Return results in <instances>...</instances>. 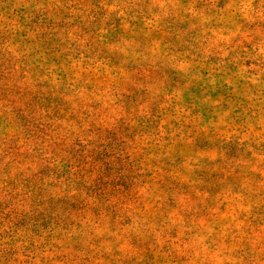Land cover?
I'll list each match as a JSON object with an SVG mask.
<instances>
[{
    "label": "rangeland",
    "instance_id": "rangeland-1",
    "mask_svg": "<svg viewBox=\"0 0 264 264\" xmlns=\"http://www.w3.org/2000/svg\"><path fill=\"white\" fill-rule=\"evenodd\" d=\"M0 264H264V0H0Z\"/></svg>",
    "mask_w": 264,
    "mask_h": 264
}]
</instances>
